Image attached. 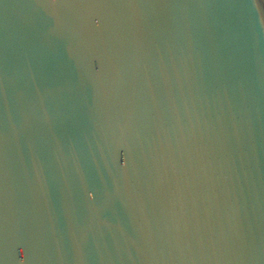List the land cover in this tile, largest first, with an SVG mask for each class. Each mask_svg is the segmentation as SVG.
I'll return each instance as SVG.
<instances>
[{
	"label": "water",
	"instance_id": "1",
	"mask_svg": "<svg viewBox=\"0 0 264 264\" xmlns=\"http://www.w3.org/2000/svg\"><path fill=\"white\" fill-rule=\"evenodd\" d=\"M0 264H264V0H0Z\"/></svg>",
	"mask_w": 264,
	"mask_h": 264
}]
</instances>
